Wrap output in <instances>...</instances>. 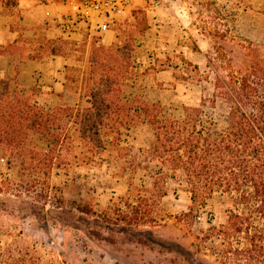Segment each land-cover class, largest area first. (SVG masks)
Returning a JSON list of instances; mask_svg holds the SVG:
<instances>
[{
  "label": "rangeland",
  "instance_id": "obj_1",
  "mask_svg": "<svg viewBox=\"0 0 264 264\" xmlns=\"http://www.w3.org/2000/svg\"><path fill=\"white\" fill-rule=\"evenodd\" d=\"M178 4H152L163 13L178 11L184 19L187 32L178 47H167L156 38L155 48L142 42L136 54L137 28L146 25V10L137 3L112 29L125 37L114 53L126 59L109 62L123 88L117 104L121 111L103 117L104 124L121 127L114 144L105 137L104 143L82 154L70 125L74 148L64 151L50 169L22 166L0 148V203L7 202L0 209V264H235L213 254L212 242L206 240L211 227L227 223L231 208L227 197L217 194L186 216L191 206L188 192L170 180L167 195L158 197L150 178L157 168L145 172L126 160L136 157L137 163L145 164L143 150L154 140L152 130L138 118L140 100L159 103L164 116L177 118L185 106L199 104L206 84L199 85L189 64L205 74L208 54L217 48L226 45L237 51L236 56L240 38L263 44L264 0H180ZM225 31L228 42L218 37ZM196 42L206 59H186ZM89 73V59H71L66 96L44 88L43 81L25 88L16 77L9 80L13 91L21 89L48 109L80 104L84 119ZM29 145L47 151L49 139L34 135ZM141 196L148 201L139 206ZM79 206L92 209V214L81 212ZM136 211L146 215V222L128 226L121 221L122 215L135 217Z\"/></svg>",
  "mask_w": 264,
  "mask_h": 264
},
{
  "label": "trees",
  "instance_id": "obj_2",
  "mask_svg": "<svg viewBox=\"0 0 264 264\" xmlns=\"http://www.w3.org/2000/svg\"><path fill=\"white\" fill-rule=\"evenodd\" d=\"M218 37L228 42V32ZM238 48L236 56L237 51L226 45L210 52L205 74L189 64L197 74L194 79L206 85L200 103L185 106L182 117H166L161 104L140 100L138 118L152 130L154 140L143 150L145 164L137 163L136 157L126 161L145 172L157 168L150 178L158 197L167 195L170 180L188 192L191 206L186 216L217 194L227 197L231 204L227 223L207 231L209 250L226 262L264 264V43L240 38ZM114 60L89 59L84 119L80 104L48 109L21 89L13 91L12 81L0 77L5 85L0 89V148L22 166L50 169L64 151L74 148L70 125L82 154L104 143L105 137L114 144L121 127L103 121L105 115L121 111L117 104L123 88L109 66ZM34 135L49 139L47 151L30 147ZM146 201L148 197L141 196L139 206ZM78 208L87 215L93 212ZM134 216L124 214L121 221L128 226L146 222L145 214L136 211Z\"/></svg>",
  "mask_w": 264,
  "mask_h": 264
},
{
  "label": "crops",
  "instance_id": "obj_3",
  "mask_svg": "<svg viewBox=\"0 0 264 264\" xmlns=\"http://www.w3.org/2000/svg\"><path fill=\"white\" fill-rule=\"evenodd\" d=\"M166 1L179 7L180 0ZM136 2L146 10V25L137 28L134 40L136 54L142 42L155 48L156 38L167 47L184 43L186 23L178 11L163 13L152 1ZM79 5L80 0H0V76L16 77L25 88L43 81L44 88L66 96L71 59H124L114 53L125 41L120 30L99 35L82 25L63 27L64 19L75 15ZM206 58L200 42L186 54V59Z\"/></svg>",
  "mask_w": 264,
  "mask_h": 264
},
{
  "label": "built area",
  "instance_id": "obj_4",
  "mask_svg": "<svg viewBox=\"0 0 264 264\" xmlns=\"http://www.w3.org/2000/svg\"><path fill=\"white\" fill-rule=\"evenodd\" d=\"M137 0H80L75 15L64 19L63 27L71 29L85 26L90 32L102 35L113 29L126 15ZM152 1L153 5H161L164 0Z\"/></svg>",
  "mask_w": 264,
  "mask_h": 264
}]
</instances>
